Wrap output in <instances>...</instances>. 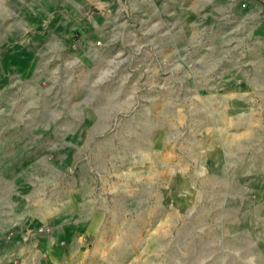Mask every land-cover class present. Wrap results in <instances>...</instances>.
<instances>
[{"label":"rangeland","instance_id":"obj_1","mask_svg":"<svg viewBox=\"0 0 264 264\" xmlns=\"http://www.w3.org/2000/svg\"><path fill=\"white\" fill-rule=\"evenodd\" d=\"M0 264H264V0H0Z\"/></svg>","mask_w":264,"mask_h":264}]
</instances>
